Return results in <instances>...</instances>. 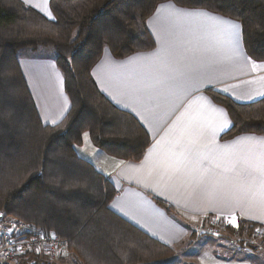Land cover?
I'll return each instance as SVG.
<instances>
[{"label": "crops", "instance_id": "1", "mask_svg": "<svg viewBox=\"0 0 264 264\" xmlns=\"http://www.w3.org/2000/svg\"><path fill=\"white\" fill-rule=\"evenodd\" d=\"M21 1L52 18L50 0ZM146 25L152 50L116 59L105 49L91 75L106 99L143 126L150 146L140 162L123 161L95 147L84 133L77 155L116 190L109 204L113 213L171 248L193 246V225L211 217L264 227V136L222 140L231 120L208 93L239 104L262 99L264 61L245 52L239 22L204 9L163 2ZM17 60L41 122L58 123L70 103L53 50L24 48ZM226 243H216L228 246L215 250L220 256L209 249L205 259L197 257L206 264H251L249 257L263 264Z\"/></svg>", "mask_w": 264, "mask_h": 264}, {"label": "trees", "instance_id": "2", "mask_svg": "<svg viewBox=\"0 0 264 264\" xmlns=\"http://www.w3.org/2000/svg\"><path fill=\"white\" fill-rule=\"evenodd\" d=\"M168 1L239 22L245 52L264 61V0H50L51 19L21 0H0V213L56 234L79 264H153L175 254L110 210L116 190L75 151L88 133L105 154L142 160L151 138L99 92L91 71L105 49L116 59L152 50L146 23ZM39 47L53 50L70 103L54 125L41 122L17 60L19 50ZM208 93L231 120L222 140L264 136V97L239 104ZM23 263L52 264L38 255Z\"/></svg>", "mask_w": 264, "mask_h": 264}, {"label": "built area", "instance_id": "3", "mask_svg": "<svg viewBox=\"0 0 264 264\" xmlns=\"http://www.w3.org/2000/svg\"><path fill=\"white\" fill-rule=\"evenodd\" d=\"M247 236L242 244L248 248H262L264 244V227L247 226ZM226 231L223 223L213 220L192 227L198 236L222 237ZM260 242V243H258ZM67 243L56 234L44 232L36 226L22 220L4 217L0 213V264H24L30 254L46 257L50 262L60 259Z\"/></svg>", "mask_w": 264, "mask_h": 264}, {"label": "rangeland", "instance_id": "4", "mask_svg": "<svg viewBox=\"0 0 264 264\" xmlns=\"http://www.w3.org/2000/svg\"><path fill=\"white\" fill-rule=\"evenodd\" d=\"M211 220L225 224L226 231L224 232L222 237L219 236L215 238L209 236H198L194 234L195 236L194 240L196 242L193 246L192 244H184L182 246L173 248L175 254L171 259L153 264H206L200 258H198L197 255L202 256V258L205 259L206 257L204 253L206 252L208 253L209 249L210 252L213 251V253L217 256L220 255H218L215 250L228 249V246L226 245H223V247H218L216 245L218 241H224L225 243L227 242L226 244L229 243L236 244L241 249L247 250L250 253L255 254V257H259V260L264 264V244L261 243L260 246H262V248L259 249H253V248L250 249L246 247L244 243L242 244V241L245 240V236H247V230H246L247 225L243 224V222H237V221L229 222L228 220H223L219 217H211L208 221H204L203 223H207ZM200 223L202 222H198L195 225ZM240 223H242V226L240 225ZM174 257L175 259H173ZM40 260L52 264H79L75 256L71 252L67 251V248L62 252L60 259H58L55 262H50L44 256H40ZM247 262L254 264V258L249 257V259H247ZM230 264H234V262L233 263L231 262ZM238 264H243V263H238Z\"/></svg>", "mask_w": 264, "mask_h": 264}, {"label": "bare ground", "instance_id": "5", "mask_svg": "<svg viewBox=\"0 0 264 264\" xmlns=\"http://www.w3.org/2000/svg\"><path fill=\"white\" fill-rule=\"evenodd\" d=\"M4 217H7V218H11V219H15V220H17L16 218H14V217H11V216H6V215H3ZM31 256H35V254H30ZM29 255V256H30Z\"/></svg>", "mask_w": 264, "mask_h": 264}, {"label": "snow or ice", "instance_id": "6", "mask_svg": "<svg viewBox=\"0 0 264 264\" xmlns=\"http://www.w3.org/2000/svg\"><path fill=\"white\" fill-rule=\"evenodd\" d=\"M232 27H234V28H239V25H237V24H232ZM85 135H87V133H85Z\"/></svg>", "mask_w": 264, "mask_h": 264}]
</instances>
